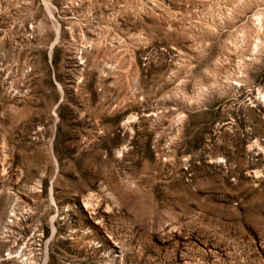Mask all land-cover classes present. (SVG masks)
Masks as SVG:
<instances>
[{"label": "rangeland", "instance_id": "374dc122", "mask_svg": "<svg viewBox=\"0 0 264 264\" xmlns=\"http://www.w3.org/2000/svg\"><path fill=\"white\" fill-rule=\"evenodd\" d=\"M0 264H264V0H0Z\"/></svg>", "mask_w": 264, "mask_h": 264}]
</instances>
